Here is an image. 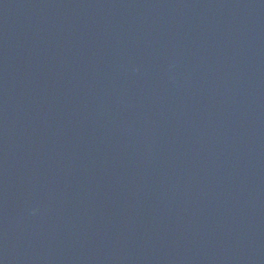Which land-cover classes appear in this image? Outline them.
Segmentation results:
<instances>
[{
	"label": "water",
	"instance_id": "water-1",
	"mask_svg": "<svg viewBox=\"0 0 264 264\" xmlns=\"http://www.w3.org/2000/svg\"><path fill=\"white\" fill-rule=\"evenodd\" d=\"M0 264H264V0H0Z\"/></svg>",
	"mask_w": 264,
	"mask_h": 264
}]
</instances>
